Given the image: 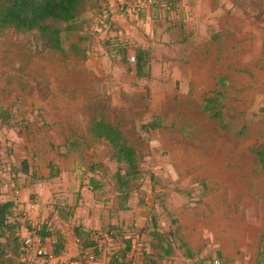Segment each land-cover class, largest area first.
<instances>
[{"label": "rangeland", "instance_id": "374dc122", "mask_svg": "<svg viewBox=\"0 0 264 264\" xmlns=\"http://www.w3.org/2000/svg\"><path fill=\"white\" fill-rule=\"evenodd\" d=\"M104 1L86 0L64 52L0 30V200L13 199L23 234L46 225L66 261L85 260L72 240L83 223L102 236V264H259L264 0H157L101 26ZM215 92L222 120L203 110ZM98 117L137 145L141 175L127 185L90 131Z\"/></svg>", "mask_w": 264, "mask_h": 264}, {"label": "trees", "instance_id": "16d2710c", "mask_svg": "<svg viewBox=\"0 0 264 264\" xmlns=\"http://www.w3.org/2000/svg\"><path fill=\"white\" fill-rule=\"evenodd\" d=\"M104 2L101 3L98 12ZM85 6L86 0H0V30L12 29L19 32H35L41 40L42 48L64 52V33H69L77 28L78 18ZM137 66L138 72H142L141 60ZM220 94L215 92L207 96L203 103V110L209 112L212 117L222 120L224 114L219 102V96L222 95ZM158 126H160V122L155 121L143 124L145 130ZM90 131L95 137L104 139L110 144V157L112 159L126 165L124 172L117 171L121 185H127L130 180L140 177L141 168L137 145L120 124L105 117H98L91 122ZM257 155L264 167V145L259 146ZM28 166L26 159H24L23 166L19 170L27 172ZM14 206L13 199L0 200V238L7 237L12 244L11 251L4 252L0 241V264H20L23 245L22 228L25 224L15 216ZM33 227L44 239L46 235L51 233L46 230V225H31L28 228ZM73 233L82 238L85 247L95 244L94 234H91V230L85 227L83 223L76 225ZM127 241L128 246H130L131 240L128 239ZM52 250L60 253L63 249L53 247ZM172 250L173 246L169 244L163 249V252L158 254L160 257H165L170 255ZM147 255V257H151L149 253ZM110 262L112 264H131V261L126 262L115 254ZM153 262V259H149L146 264H153ZM259 264H264V248L262 249V247L259 251Z\"/></svg>", "mask_w": 264, "mask_h": 264}, {"label": "built area", "instance_id": "2783aa9c", "mask_svg": "<svg viewBox=\"0 0 264 264\" xmlns=\"http://www.w3.org/2000/svg\"><path fill=\"white\" fill-rule=\"evenodd\" d=\"M155 2L156 0H108L102 4L96 15V21L101 26H108L109 20L115 14L120 17L132 13L139 14ZM132 58L135 59V55H132ZM112 234H114V231H112ZM101 237L99 234H94L95 244L85 247L82 238L72 233V240L76 244L79 254L83 255L85 260L72 259L66 261L64 259L65 250L60 253L54 252L37 229L33 227L23 234L20 264H102L99 257V253L103 251ZM211 264L225 263L220 257H214Z\"/></svg>", "mask_w": 264, "mask_h": 264}, {"label": "crops", "instance_id": "0c3cea01", "mask_svg": "<svg viewBox=\"0 0 264 264\" xmlns=\"http://www.w3.org/2000/svg\"><path fill=\"white\" fill-rule=\"evenodd\" d=\"M116 17H118V15H116ZM86 226L88 227V225H87V224H85V227H86Z\"/></svg>", "mask_w": 264, "mask_h": 264}]
</instances>
